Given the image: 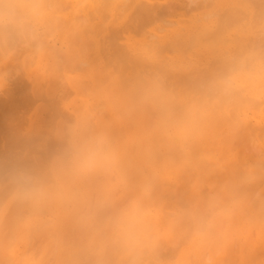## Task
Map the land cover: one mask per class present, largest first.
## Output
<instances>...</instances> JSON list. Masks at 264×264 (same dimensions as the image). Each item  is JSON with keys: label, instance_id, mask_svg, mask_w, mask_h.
<instances>
[{"label": "bare ground", "instance_id": "obj_1", "mask_svg": "<svg viewBox=\"0 0 264 264\" xmlns=\"http://www.w3.org/2000/svg\"><path fill=\"white\" fill-rule=\"evenodd\" d=\"M31 3L0 28V264H264V0Z\"/></svg>", "mask_w": 264, "mask_h": 264}, {"label": "clouds", "instance_id": "obj_2", "mask_svg": "<svg viewBox=\"0 0 264 264\" xmlns=\"http://www.w3.org/2000/svg\"><path fill=\"white\" fill-rule=\"evenodd\" d=\"M16 12L12 18L6 14L0 16V28H26L28 25L29 9L34 5L31 0H15Z\"/></svg>", "mask_w": 264, "mask_h": 264}, {"label": "rangeland", "instance_id": "obj_3", "mask_svg": "<svg viewBox=\"0 0 264 264\" xmlns=\"http://www.w3.org/2000/svg\"><path fill=\"white\" fill-rule=\"evenodd\" d=\"M41 121H43V118H42V120ZM174 132L175 131H171V133L170 134H172V135H174ZM43 143V142H42ZM41 143V144H42ZM42 147H40V149H41ZM39 151H41V150H39ZM38 151V152H39ZM42 152V151H41ZM41 152H39V155L37 154V156L40 158V153ZM42 154V153H41ZM44 154V153H43ZM43 156H45V154L43 155ZM43 156L41 157L42 159H43ZM4 161V160H3ZM2 164H3V162H2ZM5 164V163H4ZM36 168H37V166H36ZM96 177V174H95V176H94V174L92 173V175H91V178H90V183L94 180V178ZM116 180H119V179H116ZM99 182V181H98ZM100 183V182H99ZM118 189H120L119 191H118ZM108 190H110L109 188H108ZM112 190H114V191H110V196H108V197H110V201H112V202H114V203H117V201L118 200H121V199H125V198H127V196H129V192L127 191V190H124V189H122V188H119V187H114V188H112ZM121 192V193H120ZM216 193V192H215ZM143 200V198L142 197H140V201H142ZM107 201V200H106ZM103 204V200L101 201V205ZM203 207H204V199L203 200H201L200 202H199V208L203 211Z\"/></svg>", "mask_w": 264, "mask_h": 264}]
</instances>
